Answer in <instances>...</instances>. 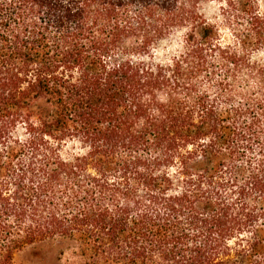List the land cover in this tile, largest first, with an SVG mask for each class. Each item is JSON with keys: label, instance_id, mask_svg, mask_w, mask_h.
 Here are the masks:
<instances>
[{"label": "trees", "instance_id": "trees-1", "mask_svg": "<svg viewBox=\"0 0 264 264\" xmlns=\"http://www.w3.org/2000/svg\"><path fill=\"white\" fill-rule=\"evenodd\" d=\"M261 55L264 0H0V264H264Z\"/></svg>", "mask_w": 264, "mask_h": 264}, {"label": "rangeland", "instance_id": "rangeland-1", "mask_svg": "<svg viewBox=\"0 0 264 264\" xmlns=\"http://www.w3.org/2000/svg\"><path fill=\"white\" fill-rule=\"evenodd\" d=\"M204 12L209 19H212V17L217 14L216 5L211 4L206 6ZM179 49L180 38L179 36H174L160 45V47L156 51V57L159 60L166 61L170 59ZM260 58H264L263 55H261ZM34 254L35 252H33L32 250L26 251L19 257L18 260L25 264H35L37 263V261H34Z\"/></svg>", "mask_w": 264, "mask_h": 264}]
</instances>
